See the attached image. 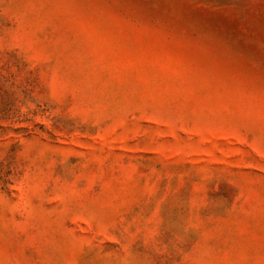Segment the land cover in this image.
<instances>
[{"label": "rangeland", "instance_id": "374dc122", "mask_svg": "<svg viewBox=\"0 0 264 264\" xmlns=\"http://www.w3.org/2000/svg\"><path fill=\"white\" fill-rule=\"evenodd\" d=\"M0 264H264V0H0Z\"/></svg>", "mask_w": 264, "mask_h": 264}]
</instances>
